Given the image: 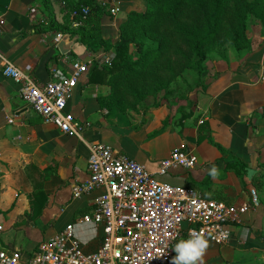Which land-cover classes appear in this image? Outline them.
<instances>
[{
  "label": "crops",
  "instance_id": "crops-1",
  "mask_svg": "<svg viewBox=\"0 0 264 264\" xmlns=\"http://www.w3.org/2000/svg\"><path fill=\"white\" fill-rule=\"evenodd\" d=\"M51 4L55 22L63 25L68 4L60 0ZM145 10V0H111L107 12H91L84 27L90 31L92 24L98 25L103 40L115 44L128 15ZM67 23L76 31L72 17ZM59 36L64 35L49 29L40 0H0V55L41 85L51 81L54 70L69 74L74 62L89 63L104 54L90 51L79 40L72 57L63 56L57 49ZM254 44L251 54L230 51L229 65L207 66L201 77L205 83L187 100L157 108L148 100L135 108L106 104L110 76L105 67L92 66L67 106L76 118L93 125L83 140L45 124L24 101L21 85L3 76L0 58V251L31 253L72 223L87 251L99 248L101 229L76 224L95 206L98 193L73 198V186L88 179L90 145L110 146L152 172L172 151L186 146L198 165L190 171L172 169L160 182L194 189L229 205L250 206L228 245L208 240L202 264H264V205L259 199L258 206L253 205L258 197L252 178L243 182L235 170L226 169L239 162L251 171L264 156V45ZM213 167L215 178L209 175ZM38 194L43 198L36 200ZM33 203L38 212L43 208L36 218Z\"/></svg>",
  "mask_w": 264,
  "mask_h": 264
},
{
  "label": "built area",
  "instance_id": "built-area-1",
  "mask_svg": "<svg viewBox=\"0 0 264 264\" xmlns=\"http://www.w3.org/2000/svg\"><path fill=\"white\" fill-rule=\"evenodd\" d=\"M110 1L104 0L101 5L107 7ZM90 14L89 8L72 13L73 27H84ZM114 56L111 51L96 61L74 62L69 74L54 70L51 81L45 85L1 55L0 58L4 62L3 76L21 85L24 101L45 124L83 140L84 133L93 125L70 113L68 101L92 66H111ZM89 152L88 179L73 186V198L98 193L95 206L78 217L76 224L101 229L99 248L87 251L76 237L72 223L56 236L38 243L31 253L1 250L0 264H171L177 242L192 234H202L217 246L228 245L235 225L249 211L248 205H229L206 198L194 189L160 182L172 169L190 171L198 165L197 157L186 146L172 151L155 172L104 144L90 145ZM258 204L255 198L253 205Z\"/></svg>",
  "mask_w": 264,
  "mask_h": 264
},
{
  "label": "trees",
  "instance_id": "trees-1",
  "mask_svg": "<svg viewBox=\"0 0 264 264\" xmlns=\"http://www.w3.org/2000/svg\"><path fill=\"white\" fill-rule=\"evenodd\" d=\"M66 2L67 0H60ZM144 12H131L119 28V40L111 44L103 40L100 27L92 24L90 31L82 27L76 31L67 23L72 13L89 8L91 12H107L96 0H79L69 5L63 25L55 22L52 0H40L47 14L49 29L63 35L79 36L92 52L113 50L111 66L105 67L110 76V96L106 104L117 108H135L150 96H156L194 69L199 78L210 49L231 44L235 50H250L247 35L250 17L254 16L264 28V0H145ZM88 21V19H87ZM87 23V22H86ZM160 104H155L157 108ZM264 117V107H263ZM243 180L248 166L243 163L226 165ZM251 184L261 192V179L252 177ZM39 200L43 195H36ZM43 198V197H42ZM264 205V200H261ZM35 204L33 203V209ZM33 217H38L35 207Z\"/></svg>",
  "mask_w": 264,
  "mask_h": 264
},
{
  "label": "rangeland",
  "instance_id": "rangeland-1",
  "mask_svg": "<svg viewBox=\"0 0 264 264\" xmlns=\"http://www.w3.org/2000/svg\"><path fill=\"white\" fill-rule=\"evenodd\" d=\"M250 21L247 27V35L249 39L252 42V47L250 50L248 49H243L241 50L242 52H247L251 54L254 49V42L256 44H259V47L264 45V28L258 20L254 16L250 17ZM238 52L240 55V51L235 50V48L231 44H226L224 46H218L215 48H212L209 50L206 60L203 63V70L208 69V67H216L223 65H229L228 62V54L229 52ZM221 63V64H220ZM208 66V67H207ZM185 75L183 74L180 78H178L174 83L169 85L167 88L162 89L158 95L156 96H150L146 100H148V105H155V104H160L165 103L167 104L168 102H174L178 103L180 100H187L188 96L191 94V92H195V90L199 87V85H203L205 83L202 78H199L197 73L195 72L194 69L192 70H187L185 71ZM191 81L194 83L196 86H191L192 84ZM200 81V84L198 82ZM208 81V80H207ZM206 81V82H207ZM261 150L264 151V147L261 148ZM261 154V153H260ZM251 171H248V174L246 178L250 180L252 177H256L257 179H261L262 175L264 174V156H260L256 160V165L255 168H250ZM249 170V168H248ZM251 175V176H250ZM256 190V189H255ZM257 197L260 200H264V185H263V190L261 192H257Z\"/></svg>",
  "mask_w": 264,
  "mask_h": 264
},
{
  "label": "clouds",
  "instance_id": "clouds-1",
  "mask_svg": "<svg viewBox=\"0 0 264 264\" xmlns=\"http://www.w3.org/2000/svg\"><path fill=\"white\" fill-rule=\"evenodd\" d=\"M209 175L216 177L215 167L210 170ZM208 246L209 242L202 234H192L189 239L177 242L173 249L176 255L172 258L171 264H198V262L202 264V257Z\"/></svg>",
  "mask_w": 264,
  "mask_h": 264
},
{
  "label": "water",
  "instance_id": "water-1",
  "mask_svg": "<svg viewBox=\"0 0 264 264\" xmlns=\"http://www.w3.org/2000/svg\"><path fill=\"white\" fill-rule=\"evenodd\" d=\"M79 40V36L72 37L71 35H64L57 41V49L63 56L71 58L72 47Z\"/></svg>",
  "mask_w": 264,
  "mask_h": 264
}]
</instances>
